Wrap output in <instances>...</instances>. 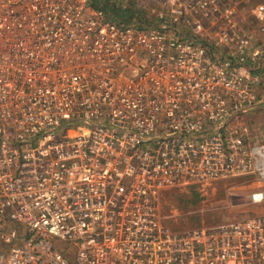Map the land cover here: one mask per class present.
<instances>
[{
    "label": "built area",
    "instance_id": "obj_1",
    "mask_svg": "<svg viewBox=\"0 0 264 264\" xmlns=\"http://www.w3.org/2000/svg\"><path fill=\"white\" fill-rule=\"evenodd\" d=\"M166 1L181 19L137 25L93 0H0V264H264V213L161 221L166 188L264 181V144L235 125L259 49L183 32L233 23L228 0Z\"/></svg>",
    "mask_w": 264,
    "mask_h": 264
},
{
    "label": "rangeland",
    "instance_id": "obj_2",
    "mask_svg": "<svg viewBox=\"0 0 264 264\" xmlns=\"http://www.w3.org/2000/svg\"><path fill=\"white\" fill-rule=\"evenodd\" d=\"M118 3L133 5L129 22L137 25H157L159 13L169 18L176 16L177 21L181 19L179 10L170 7L166 0H118ZM226 5L233 23L207 24L202 20L200 27L183 29V32L204 41L213 38L219 29L226 33L237 30L252 37L253 45L259 49L258 62L253 67L260 76L255 88L257 102L235 125L247 142L264 144V31H260L264 26V0H228ZM107 17L121 21L116 17L113 19V15ZM261 189H264V181L252 176L166 188L159 197L161 221L166 228L177 231L261 214L264 213V202L254 203L251 199L252 194Z\"/></svg>",
    "mask_w": 264,
    "mask_h": 264
},
{
    "label": "trees",
    "instance_id": "obj_3",
    "mask_svg": "<svg viewBox=\"0 0 264 264\" xmlns=\"http://www.w3.org/2000/svg\"><path fill=\"white\" fill-rule=\"evenodd\" d=\"M94 6L102 8L108 15H113L115 19H121L123 22H129L133 16V5H120L118 0H93Z\"/></svg>",
    "mask_w": 264,
    "mask_h": 264
}]
</instances>
